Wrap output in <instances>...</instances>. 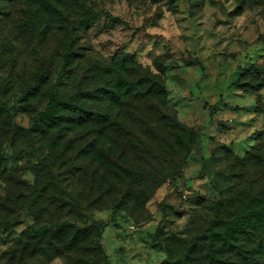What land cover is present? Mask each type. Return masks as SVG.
Segmentation results:
<instances>
[{
  "label": "rangeland",
  "instance_id": "1",
  "mask_svg": "<svg viewBox=\"0 0 264 264\" xmlns=\"http://www.w3.org/2000/svg\"><path fill=\"white\" fill-rule=\"evenodd\" d=\"M87 5L91 18L74 16L78 52L89 58L75 71L76 85L92 90L100 83L90 72L84 76L91 65L112 62L124 75L129 73L118 60H131L162 77L167 95L158 109L185 129L167 127L157 121L156 109L144 108L142 124L133 125L142 133L136 141L115 135L105 142L97 128L78 129L80 141L70 148L45 140L40 154L46 178L77 171L82 180L68 190L82 207L101 197L109 179L110 202L67 216L71 229L64 243L95 222L100 250L82 247L96 231L81 232L69 260L25 264H264V218L254 222L245 210L248 204L264 205V0H88ZM6 6L0 18V99L13 123L29 128L49 96L64 90L60 55L68 40L46 25L45 16L34 30L21 27V0ZM82 79L89 84L79 85ZM104 142L113 148L108 171L102 169L103 156L93 154ZM129 143L140 148L132 151ZM20 147L2 145L8 154L5 179H11H0V219L10 222L0 226V256L34 222L25 210V187L34 181L35 158L32 148ZM101 175L106 185L99 183ZM18 179L24 187L15 185ZM34 208L37 221L54 219L52 206ZM235 222L236 236H229L226 251L211 257L209 233L216 223L223 229Z\"/></svg>",
  "mask_w": 264,
  "mask_h": 264
},
{
  "label": "trees",
  "instance_id": "2",
  "mask_svg": "<svg viewBox=\"0 0 264 264\" xmlns=\"http://www.w3.org/2000/svg\"><path fill=\"white\" fill-rule=\"evenodd\" d=\"M15 1L17 0H0V18L6 16V2L14 3ZM21 2L24 6L22 8L24 17L19 23L21 27L34 30L40 17L45 16L46 25H50L54 31H63L64 38L66 37L68 41L65 42L64 51L60 55L64 58V90L54 92L49 96L45 110L38 113L29 128L15 125L11 119L9 107L0 99V179L6 180L7 175L4 163L8 154L2 151L3 144L8 143L14 150L20 146L26 150L29 146L32 148L35 158V163L30 168L34 181L25 187L28 192L25 210L34 217V222L21 232L10 248L3 251L0 256V264H25V262L35 259L50 262L57 257H66L69 260L72 248L79 246V234L88 231H96L95 237L93 239L86 237L85 240H82L81 242H84L82 247L89 248L90 251L100 250V230L95 222L90 225V228H84L82 231L76 230L70 241L64 243V234L71 229V222L67 216L89 210L96 202L109 204L112 183L108 179L106 185L104 176L101 175L99 183L106 185L101 186L103 187L101 197L93 198L88 203L89 205L82 207L79 197H72L68 190V187H77L82 180L77 171L74 170L69 175H66L67 173L52 174L51 178H46L47 167L43 163L45 158L40 154L41 144L45 140H48L51 147L66 144V147L70 148L80 141L78 139L81 133L78 129L97 128L98 137L105 142L115 135L136 141L135 139H138L142 133H136L137 129L133 128V125L142 124L144 117L140 115L139 111L144 108L156 109L160 114L157 121H164L167 127L185 129L180 126L174 116L167 115L165 114L167 112L158 109L160 99L166 98L167 95L162 77L159 74L147 73L145 69L131 60L125 58L118 60L119 64L129 73L124 75L114 69L112 62L94 67L91 65L87 68L84 76H89L90 72L96 76L100 83L92 90H85L76 85L75 71L78 65L88 62L89 58L84 53L78 52L77 38L80 28L74 16H83L88 19L94 15L93 9L87 5L88 0H21ZM13 12V5H11L8 17ZM47 76L48 74H43L44 79L48 78ZM85 80L89 84L87 79H82L79 85H83ZM116 107L119 109L116 110ZM127 116L129 119H126ZM76 131L79 132L78 135L75 134ZM32 141L33 143L30 144ZM105 142L93 154L98 158L103 156L104 160L101 159V166L104 171H108L111 168L110 160L113 148L111 145H104ZM136 148H140V145H129V149L132 151ZM57 167H64V161L62 160ZM9 177L11 175L7 176V180L11 179ZM156 179L155 176H152L149 180L155 183ZM167 179L173 181L175 173L167 175ZM136 180L141 181L137 177ZM15 185L24 187V183L20 179ZM41 203L46 204L47 207L55 208L54 219L49 221L57 222L37 221L34 207ZM223 208L226 210V207ZM245 210H248L249 215L254 218V222L258 220L257 217L264 218V205L254 204L251 206L248 204ZM57 211L62 215H59ZM15 220L17 219L13 218L8 221ZM8 224L10 222L0 219V226ZM216 224H218L217 229L215 228L209 233V241L214 247V251L209 255L213 258H216L218 253L221 257L226 251V245H230L228 242V238L232 237H229L230 235L236 236L234 235L236 222L230 226L225 225L223 229L220 227L221 223ZM191 247L197 249V244L194 243ZM194 248L191 250H195ZM200 258H203L202 255Z\"/></svg>",
  "mask_w": 264,
  "mask_h": 264
}]
</instances>
